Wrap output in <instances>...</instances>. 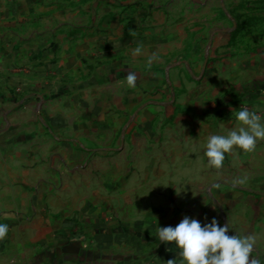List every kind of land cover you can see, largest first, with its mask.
<instances>
[{
  "label": "rangeland",
  "instance_id": "374dc122",
  "mask_svg": "<svg viewBox=\"0 0 264 264\" xmlns=\"http://www.w3.org/2000/svg\"><path fill=\"white\" fill-rule=\"evenodd\" d=\"M19 1L8 0L10 8ZM35 1L40 20L47 6H55L50 24L58 31L104 30L106 15L97 21L96 6L86 15L79 12L80 5L96 0ZM103 1L111 8L112 0ZM118 3L108 23L115 21L121 32L145 31L147 20L155 21L152 11ZM159 13L165 16L163 29L174 32L171 38L126 40L128 54L115 55L120 63L135 62V87L126 80L89 85L82 104L38 105L39 116L30 121L38 132L22 157L33 162L35 187L44 194L45 209L35 216L41 225L58 226L115 218L136 240L135 254L143 256L152 245L177 256V264L180 249L159 240L158 226H175L185 215L202 222L216 217L228 223L230 233L254 236L252 255L264 264V139L251 151L234 146L220 167L209 165L204 155L210 135L239 127L240 108L264 119V0H169ZM143 42L151 45L140 46ZM66 111L73 125L53 131L47 115ZM0 159L19 162L20 152L9 146ZM101 182L109 188L103 199L91 198Z\"/></svg>",
  "mask_w": 264,
  "mask_h": 264
},
{
  "label": "crops",
  "instance_id": "0c3cea01",
  "mask_svg": "<svg viewBox=\"0 0 264 264\" xmlns=\"http://www.w3.org/2000/svg\"><path fill=\"white\" fill-rule=\"evenodd\" d=\"M118 2L152 11L156 22L147 20L150 26L145 31L115 29V21L112 20L114 25L108 21L114 12L113 3L119 5ZM167 3L169 0H112L108 8L103 0H96L90 5H80L79 12L84 15L96 6L97 21L106 15L101 21L104 30L94 33L58 31L57 26L50 24L55 19V6H47L44 9L47 16L40 20L35 0H21L15 10L10 8L8 0L0 5L3 7L0 8V152L9 146L20 152L19 162L0 159V223L9 225L7 235L0 239V264H167L173 258L165 249L152 250V245L143 256L135 254L136 240L115 218L41 225L35 215L45 209L44 194L35 187L39 179L35 181V173L30 168L33 162L22 159L33 142L30 137L38 132L30 121L33 124L39 116L37 109L41 102L63 100L82 104L87 96L84 88L88 89L89 85H115V82L119 85L129 71L136 72L134 61H115V55L128 54L126 40L172 37L173 30H164L161 24L165 16L162 20L159 15L160 7ZM139 45L148 47L151 43ZM93 70L88 77L87 72ZM47 116L53 131L67 130L73 125L67 111ZM111 182L114 190V175ZM108 189L101 182L95 189L97 195L90 197L102 200L103 192ZM92 212L79 210L77 214Z\"/></svg>",
  "mask_w": 264,
  "mask_h": 264
},
{
  "label": "clouds",
  "instance_id": "9594fccd",
  "mask_svg": "<svg viewBox=\"0 0 264 264\" xmlns=\"http://www.w3.org/2000/svg\"><path fill=\"white\" fill-rule=\"evenodd\" d=\"M140 53L137 47L134 50ZM155 54L149 57L150 64ZM137 73L129 71L126 76L130 87L136 86ZM239 127L232 128L226 135L212 134L207 138L204 155L209 165L220 167L225 154L235 147L251 151L259 139H264V119L248 107L235 112ZM9 231L7 223H0V239ZM157 235L162 242H174L180 249L183 258L180 264H261L259 256H253L256 250V239L250 234L230 233L228 223L221 224L216 217L210 222L185 215L175 226H158ZM167 264H177L175 258L167 260Z\"/></svg>",
  "mask_w": 264,
  "mask_h": 264
}]
</instances>
